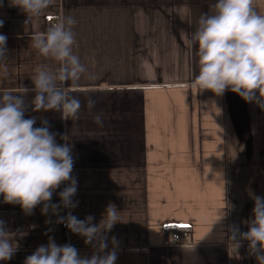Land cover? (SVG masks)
<instances>
[{
    "label": "crops",
    "instance_id": "1",
    "mask_svg": "<svg viewBox=\"0 0 264 264\" xmlns=\"http://www.w3.org/2000/svg\"><path fill=\"white\" fill-rule=\"evenodd\" d=\"M215 2L52 0L40 17L28 19L11 0H0L8 49L0 92L29 89L25 118L36 117L34 127L47 120L56 142L72 145L78 206L61 207L59 216L91 215L99 224L107 206H116L121 221L106 233L108 247L100 253L113 250L115 237V264H258L247 241L232 249L230 226L247 232L254 197H264V110L230 90L216 96L192 87L198 57L185 37ZM256 8L264 13V0ZM66 16L76 20L73 52L87 69L70 93L82 104L78 121L31 106L34 69L59 66L31 47V37ZM88 97L97 100L92 113ZM96 112L103 113V127L93 122ZM66 186L52 203H60ZM42 207L29 215L0 196V220L17 245L0 264H24L49 238L75 246L82 257L96 251ZM175 228L189 231L187 243L170 242Z\"/></svg>",
    "mask_w": 264,
    "mask_h": 264
},
{
    "label": "clouds",
    "instance_id": "2",
    "mask_svg": "<svg viewBox=\"0 0 264 264\" xmlns=\"http://www.w3.org/2000/svg\"><path fill=\"white\" fill-rule=\"evenodd\" d=\"M11 4L31 19L40 17L52 0H11ZM3 23L0 20V27ZM196 24L191 37H185L186 44L196 48L198 57L199 71L192 87L216 96L230 90L264 110V13L257 10L256 0H216L210 12L200 14ZM75 25V18L66 16L52 23L46 32L32 35L31 47L59 66L54 71L46 65L34 69L31 91L35 96L31 106L35 112L58 111L62 119L78 121L82 104L70 93L87 69L73 52ZM7 52V36L0 34V62L6 61ZM29 91L23 88L19 94L0 92V196L4 203L18 204L29 215L42 204V214L51 211L57 215V223L83 237L84 243L93 245L96 251L91 257H82L75 246L58 245L49 238L47 245L37 247L25 258L24 264H115V237L113 250L100 254L108 247L106 233L121 221L114 204L107 206L99 224L92 223L91 215L80 220L71 211L59 216L61 207L78 206V201H73L78 185L72 176V145L58 144L57 134L50 131L47 120L41 121V127H34L36 117L25 118V96ZM96 104L97 100L88 97L90 113ZM92 119L104 126L102 112L93 114ZM61 139L67 141L66 136ZM65 182L67 186L59 192L60 203H52L53 194ZM252 212L254 218L248 222L247 232L230 226L231 247L236 251L242 246L241 241H247L249 254L255 256L258 264H264V197H254ZM16 250L6 222L0 220V261L11 260Z\"/></svg>",
    "mask_w": 264,
    "mask_h": 264
},
{
    "label": "built area",
    "instance_id": "3",
    "mask_svg": "<svg viewBox=\"0 0 264 264\" xmlns=\"http://www.w3.org/2000/svg\"><path fill=\"white\" fill-rule=\"evenodd\" d=\"M70 234L74 235L75 233L70 231ZM189 235H190V233L188 230H183L182 232L174 231L171 234L170 242H173L176 244H185L188 242Z\"/></svg>",
    "mask_w": 264,
    "mask_h": 264
},
{
    "label": "trees",
    "instance_id": "4",
    "mask_svg": "<svg viewBox=\"0 0 264 264\" xmlns=\"http://www.w3.org/2000/svg\"><path fill=\"white\" fill-rule=\"evenodd\" d=\"M175 230L182 232L183 231V228H175Z\"/></svg>",
    "mask_w": 264,
    "mask_h": 264
}]
</instances>
